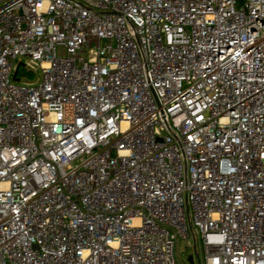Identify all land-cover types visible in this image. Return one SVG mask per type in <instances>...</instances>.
Segmentation results:
<instances>
[{
	"label": "built area",
	"instance_id": "2783aa9c",
	"mask_svg": "<svg viewBox=\"0 0 264 264\" xmlns=\"http://www.w3.org/2000/svg\"><path fill=\"white\" fill-rule=\"evenodd\" d=\"M179 240L264 264V0H0V264Z\"/></svg>",
	"mask_w": 264,
	"mask_h": 264
},
{
	"label": "rangeland",
	"instance_id": "374dc122",
	"mask_svg": "<svg viewBox=\"0 0 264 264\" xmlns=\"http://www.w3.org/2000/svg\"><path fill=\"white\" fill-rule=\"evenodd\" d=\"M199 254H198V253ZM191 254H194L195 263L197 264L199 262V259L201 262H203V252L198 242V250L195 252V249L193 246H189L188 242L185 240H179L177 241L175 245V256L176 258L181 261L184 264H190L189 263V256ZM199 255V258L197 256Z\"/></svg>",
	"mask_w": 264,
	"mask_h": 264
},
{
	"label": "water",
	"instance_id": "95a60500",
	"mask_svg": "<svg viewBox=\"0 0 264 264\" xmlns=\"http://www.w3.org/2000/svg\"><path fill=\"white\" fill-rule=\"evenodd\" d=\"M16 74H17V71H16L15 75H16ZM189 263H190V264H195L192 255L189 256Z\"/></svg>",
	"mask_w": 264,
	"mask_h": 264
}]
</instances>
